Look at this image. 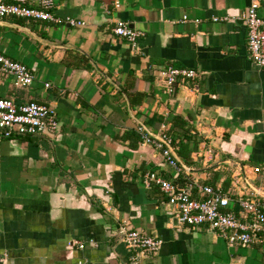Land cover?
Here are the masks:
<instances>
[{
    "label": "crops",
    "instance_id": "0c3cea01",
    "mask_svg": "<svg viewBox=\"0 0 264 264\" xmlns=\"http://www.w3.org/2000/svg\"><path fill=\"white\" fill-rule=\"evenodd\" d=\"M51 1L58 24L0 18V53L33 76L27 88L0 76V98L48 105L58 121L52 139L0 136V264H129L123 226L161 241L142 264H264L263 240L230 246L206 225H180L158 187L142 184L151 172L194 198L221 187L237 216L235 190L264 204V69L240 19L250 0ZM120 22L140 34L134 44L112 33ZM167 66L197 77L169 95ZM174 117L176 145L183 130L193 139L179 170L137 132Z\"/></svg>",
    "mask_w": 264,
    "mask_h": 264
},
{
    "label": "built area",
    "instance_id": "2783aa9c",
    "mask_svg": "<svg viewBox=\"0 0 264 264\" xmlns=\"http://www.w3.org/2000/svg\"><path fill=\"white\" fill-rule=\"evenodd\" d=\"M259 0H250L249 6L241 15L246 33V51L256 67L264 69V18L258 15ZM51 0H37L34 7L27 6V0H0V18L16 17L40 22L60 23L52 14ZM69 25L79 23L69 20ZM112 33L129 43L134 44L139 33L132 30L127 23L120 22L112 29ZM0 76L11 77L14 86L27 88L33 82L29 70L19 62H15L0 53ZM160 82L165 91L173 93L175 84L179 82H194L197 75L189 69H177L171 66L163 68L159 73ZM58 131V121L55 110L37 102L29 101L14 104L12 101L0 98V136L5 139L13 137H43L52 139ZM166 125L162 124L159 133L150 136L141 126L137 132L143 145H150L171 168L179 170L177 160L168 147L171 139L165 134ZM256 171H259L256 169ZM144 187L155 185L166 196V204L174 211L178 224L188 228L208 226L223 238L230 246L248 247L255 241H264V204L246 199L243 190H235L238 207L243 214L237 216L229 210L230 197L221 187L199 186V198L191 196L190 192L163 179L155 173H146L142 179ZM122 243L129 254V264H142L145 259L156 255L161 241L143 232L120 227ZM70 247L83 249L85 243L72 240Z\"/></svg>",
    "mask_w": 264,
    "mask_h": 264
},
{
    "label": "trees",
    "instance_id": "16d2710c",
    "mask_svg": "<svg viewBox=\"0 0 264 264\" xmlns=\"http://www.w3.org/2000/svg\"><path fill=\"white\" fill-rule=\"evenodd\" d=\"M161 124H167V122L164 121ZM183 126L184 125L181 122V119L178 118V117H174L171 120V125L169 126V129H166V131H165V134L168 135L170 137V139H171V143L168 145V147L170 148V150L172 151V153L177 158V160H178L177 161V164H178L179 169H181V167H183V166H188L189 165L188 155L186 154V151H185V147L186 146L184 144L185 143L188 144L193 139H192V137H190L188 135V131L187 130L186 131L183 130L184 134L182 135V138L185 139V143L182 140H180L179 143L176 145L175 140H174V137L172 136L171 133H172V131L175 130V128H179V129L182 130V127ZM175 147H177V149ZM182 160H183V162H181Z\"/></svg>",
    "mask_w": 264,
    "mask_h": 264
},
{
    "label": "water",
    "instance_id": "95a60500",
    "mask_svg": "<svg viewBox=\"0 0 264 264\" xmlns=\"http://www.w3.org/2000/svg\"><path fill=\"white\" fill-rule=\"evenodd\" d=\"M149 134V133H148ZM150 136H152L153 137V135L152 134H149ZM174 156V158L177 160V158L175 157V155H173ZM178 161V160H177Z\"/></svg>",
    "mask_w": 264,
    "mask_h": 264
}]
</instances>
